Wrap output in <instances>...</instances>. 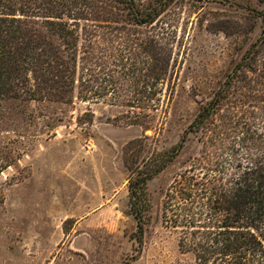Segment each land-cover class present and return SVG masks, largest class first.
<instances>
[{
    "label": "rangeland",
    "instance_id": "374dc122",
    "mask_svg": "<svg viewBox=\"0 0 264 264\" xmlns=\"http://www.w3.org/2000/svg\"><path fill=\"white\" fill-rule=\"evenodd\" d=\"M247 1L201 7L180 0L154 26H130L133 40L116 36L115 55L106 58L116 90L96 102H0V264H196L180 247L181 228L165 224L163 215L168 188L203 151L202 132L190 133L173 163L149 181L142 242L127 160L141 143L142 164L180 141L260 35L261 20L245 10ZM35 22L61 45L42 20ZM153 33L154 51L170 55V71L159 109L150 112L144 89ZM229 114L225 102L216 118L224 122Z\"/></svg>",
    "mask_w": 264,
    "mask_h": 264
},
{
    "label": "trees",
    "instance_id": "16d2710c",
    "mask_svg": "<svg viewBox=\"0 0 264 264\" xmlns=\"http://www.w3.org/2000/svg\"><path fill=\"white\" fill-rule=\"evenodd\" d=\"M179 1L0 0V102H96L115 92L114 69L106 60L115 55V37L133 40L128 37L130 26H154ZM192 1L202 7L213 2L238 6L245 0ZM252 1L257 6L249 0L244 8L261 20L260 35L211 99L201 104L180 141L155 151L142 164L141 143L127 160L130 207L142 242L151 208L149 181L173 163L190 133L202 132L203 151L168 188L163 215L165 224L181 228L180 247L195 255L196 264H264V0ZM35 20H42L61 45L43 34ZM157 37L153 33L150 38L144 89L150 112L159 109L170 71L169 53L154 51ZM225 102L230 103V114L218 121Z\"/></svg>",
    "mask_w": 264,
    "mask_h": 264
}]
</instances>
